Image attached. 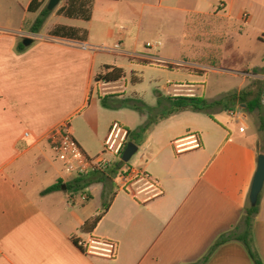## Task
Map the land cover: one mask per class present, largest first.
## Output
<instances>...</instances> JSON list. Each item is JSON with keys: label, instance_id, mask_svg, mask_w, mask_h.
<instances>
[{"label": "crops", "instance_id": "obj_1", "mask_svg": "<svg viewBox=\"0 0 264 264\" xmlns=\"http://www.w3.org/2000/svg\"><path fill=\"white\" fill-rule=\"evenodd\" d=\"M89 1V20L82 17L86 14L80 10V0H60L40 31L33 33L50 0H44L37 12L29 10L33 0H0V264H202L222 235L235 228L244 232L242 218L250 203L258 157L264 154L260 130L264 107L250 112L247 104L262 92L264 106V75L214 69L241 78L237 92L248 89L251 80L260 86L252 89L246 102L213 108L217 119L185 110L161 120L138 146L143 154L120 182L115 181L121 176L118 170L108 185L94 183L76 194L62 189L43 195L60 180L76 179L67 176L47 137L68 123L82 150L90 157L101 156L113 123L135 131L148 120L142 115L131 125L128 109L102 105L101 97L114 96L97 89V78L109 72L107 66L124 73L122 80L111 84L127 82L120 61L124 57L130 68L141 71H171L164 65L176 62L185 65L171 72L186 70L191 77H204L198 73L207 71L197 62L209 57L206 54L194 51L190 67L186 60L159 51L128 56L123 51L125 40L157 32L151 27L167 13L178 20L181 37L194 18L214 17L241 37L255 27L253 37L258 41L264 35V0H255L257 6L254 0H245L247 9L238 6L239 0ZM158 36L165 34L160 31ZM26 39L32 44L24 46ZM110 41H117L115 47L120 48H106ZM110 55L114 60L107 59ZM263 67L264 59L258 69ZM140 81L132 77L133 84ZM195 84L202 83L166 81L162 90L190 91ZM193 135L199 137L200 146L177 149V141ZM106 201L108 211L94 229L85 230L102 214L99 204ZM91 239L116 243V256H89L74 243ZM252 242L264 264V187ZM205 264L254 263L245 245L232 241L220 246Z\"/></svg>", "mask_w": 264, "mask_h": 264}, {"label": "rangeland", "instance_id": "obj_2", "mask_svg": "<svg viewBox=\"0 0 264 264\" xmlns=\"http://www.w3.org/2000/svg\"><path fill=\"white\" fill-rule=\"evenodd\" d=\"M255 2L254 0V5ZM247 4L248 2L245 0L238 1V6L241 7V9H245ZM177 22L178 20L173 14L166 13L155 26L151 27L157 32H149V34L143 35L140 39L133 37L125 40L123 51L128 56L133 57L144 53L155 54L159 51L164 56L174 57L175 60H186L190 67H194L191 62L193 52H200L209 56L197 59V62L205 65L207 69V71H199L198 73L201 75L203 74L204 77H191L186 70L171 72L158 68H148L144 71L138 68L132 69L129 67L130 63L128 57H124L121 58L120 61L121 64L124 65L127 78L126 83L111 84L106 83L100 77L97 78V89L99 93L111 92L114 96L121 95L123 91L126 93L124 98L120 100L126 103L125 108L129 110L128 115L131 125H134L132 123H139L142 115L149 117L152 110H154L152 111V113L154 112V114H152L153 116L156 114H166L169 111L170 105H166L165 103L168 102L166 99L170 97L194 94V96L208 102L224 100L227 96L237 92L242 81L241 78L226 75L225 73H218L219 71L215 72L214 69L241 70L244 73H253L254 70H258V67L263 64L264 42L257 41L253 37L255 34V27L250 28L248 35L241 37L239 34L233 32V28L224 26L223 22L218 21L214 17H199L190 21L185 36L181 37V31L183 29L176 26ZM242 24L243 23L239 22V25ZM160 31H163V34H165L163 38H159L158 36ZM220 31L224 32L225 36L221 37V33H218ZM166 35H171V37H167ZM168 39L174 41H168ZM117 43V41H110L106 48H114ZM107 59L114 60L112 55L107 57ZM171 65L180 66L185 64L176 62V64ZM101 76L104 75L101 74ZM133 76L141 78L139 84L132 83ZM166 81H175L179 84H202H195V87L187 89L190 91H179L175 93L171 91L168 93L162 90V86ZM251 82L256 84L257 88H259L260 85L256 83L255 80H251ZM124 85L126 89L123 90ZM173 94H176V96ZM118 100L119 99H116V102ZM134 106L139 107L141 111L136 110ZM209 114L214 119L218 117L217 112L213 109L210 110ZM255 115L257 117L258 114L255 113ZM142 154V150L135 154L129 164L134 165ZM119 159H122V156ZM115 181H123L122 176H117ZM108 202L109 201L99 204L100 210H102Z\"/></svg>", "mask_w": 264, "mask_h": 264}, {"label": "trees", "instance_id": "obj_3", "mask_svg": "<svg viewBox=\"0 0 264 264\" xmlns=\"http://www.w3.org/2000/svg\"><path fill=\"white\" fill-rule=\"evenodd\" d=\"M70 1V0H68ZM44 0H33L31 6H30V11L31 12H37L41 9L43 6ZM90 1L89 0H80V10L86 14L84 17L86 20L90 19ZM51 14V11L48 10V8H45L42 10L40 16L37 18L36 22L34 23L32 27V32L33 33H38L42 26L44 25L46 19L48 16ZM69 16H72V14ZM259 41L264 42V35L260 37ZM24 46L20 45L19 50H23ZM164 67L168 70H174L179 68V66L171 65V64H166ZM107 71L104 76H99L102 78L106 83H117L120 80L123 79L124 73L120 69H116L113 67L107 66L105 68ZM253 73L255 75L262 74L264 75V67L258 70H254ZM258 83V82H256ZM257 88L256 84H252L248 89L241 91V92H235L229 96H227L224 100H218V101H213V102H208L205 101L204 99H201L196 96H176V97H170L167 98L166 100L168 101L165 103L166 105L169 106V111L166 114H156L153 116L154 112L152 113V110L150 113L151 115L148 117L147 122L139 127L137 130L129 131V136H128V143L132 142L136 144L137 146H142L143 143L146 141L150 131L153 129L155 125H157L161 120L164 118L177 114L179 112L185 111V110H191L194 112H202L210 116L209 112L215 107H220L223 106L226 108V106L231 105V103H234L236 101H242L246 102L247 98L252 96V89ZM262 92L255 97V100L247 104L248 110L251 111H256V110H261L264 106L262 104ZM113 98L115 96H105L101 97V103L105 108H116V107H125L126 103L122 100H118L116 102L113 101ZM111 103H115L116 106H113ZM161 105V104H160ZM129 106V105H128ZM136 110L141 111V109L137 106H134ZM260 130L263 134V140H264V125L261 124ZM127 143V144H128ZM200 146V145H199ZM127 169V170H126ZM130 169V164L129 163H124L122 159H119L117 162L112 164L111 166H108L104 171H99V172H94L92 174H89L85 177L81 178H76L70 182L64 183L62 180L58 181L56 184L53 186L47 188L42 194H50L53 192L61 191L63 189V186H66V191L69 192L70 194H76L79 192H83L87 187L94 183H103L105 185L110 184L113 179L116 177L115 175L117 174L118 170H121L120 174L121 176H128L129 175V170ZM126 170V171H125ZM110 203L106 204L104 206L102 214L96 218L93 222L87 223L84 227V229H88L89 226L91 228H95L102 216L108 211ZM259 213V202L256 206H251L250 203L247 204L245 207V212L244 216L242 218L241 225L244 228V232L239 234L238 230L235 228L231 230L229 233L222 235L211 247L209 250L208 254L203 258L201 261L202 264H205L208 259L214 254V252L222 245L232 242V241H239L243 243L249 253V256L251 257L252 261L254 264H263L261 258L259 255L256 253V251L253 249L252 245V228L253 224L255 221L256 216ZM75 245L80 248L83 252H85L84 248L80 246V242L78 240H74Z\"/></svg>", "mask_w": 264, "mask_h": 264}, {"label": "built area", "instance_id": "obj_4", "mask_svg": "<svg viewBox=\"0 0 264 264\" xmlns=\"http://www.w3.org/2000/svg\"><path fill=\"white\" fill-rule=\"evenodd\" d=\"M119 48L120 45L115 47V49ZM232 114L234 115L233 112ZM128 136L129 131L125 127L117 122L113 123L105 140L103 154L99 157H90L82 150L74 139L68 123L51 132L47 140L62 163L67 176L81 178L94 172L104 171L115 160H119L127 146ZM194 145L197 147L200 145V139L196 135L176 142L177 149ZM104 155L112 156V161L106 159ZM80 246L87 255L93 257L113 259L117 254V244L106 239H91L86 243L80 242Z\"/></svg>", "mask_w": 264, "mask_h": 264}, {"label": "water", "instance_id": "obj_5", "mask_svg": "<svg viewBox=\"0 0 264 264\" xmlns=\"http://www.w3.org/2000/svg\"><path fill=\"white\" fill-rule=\"evenodd\" d=\"M60 0H50L48 5V10L52 11L59 4ZM31 39H26L23 42L24 46H29L32 44ZM139 147L129 142L122 154V161L124 163H129L135 154H137ZM264 187V154H260L258 157V168L255 174V178L252 184L251 193H250V205L256 206L259 202L260 194ZM63 189H66V186H63Z\"/></svg>", "mask_w": 264, "mask_h": 264}]
</instances>
